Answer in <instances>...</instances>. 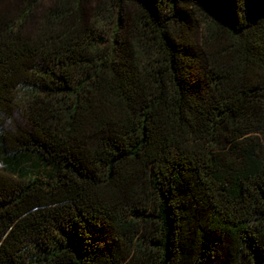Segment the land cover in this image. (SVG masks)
I'll list each match as a JSON object with an SVG mask.
<instances>
[{
    "label": "trees",
    "instance_id": "trees-1",
    "mask_svg": "<svg viewBox=\"0 0 264 264\" xmlns=\"http://www.w3.org/2000/svg\"><path fill=\"white\" fill-rule=\"evenodd\" d=\"M0 166V264H264V0H21Z\"/></svg>",
    "mask_w": 264,
    "mask_h": 264
},
{
    "label": "rangeland",
    "instance_id": "rangeland-1",
    "mask_svg": "<svg viewBox=\"0 0 264 264\" xmlns=\"http://www.w3.org/2000/svg\"><path fill=\"white\" fill-rule=\"evenodd\" d=\"M21 0H0V16L13 14L16 10L17 4ZM41 6H47L46 2H43ZM195 41H199V29L195 34ZM1 170V166H0Z\"/></svg>",
    "mask_w": 264,
    "mask_h": 264
}]
</instances>
